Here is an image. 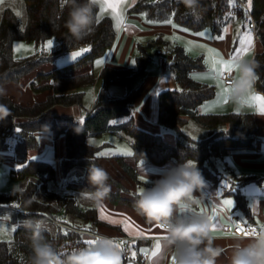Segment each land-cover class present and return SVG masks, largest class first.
<instances>
[{
  "label": "trees",
  "instance_id": "obj_1",
  "mask_svg": "<svg viewBox=\"0 0 264 264\" xmlns=\"http://www.w3.org/2000/svg\"><path fill=\"white\" fill-rule=\"evenodd\" d=\"M22 1L25 13L23 27L10 7L1 11L0 85L18 81L34 72V80L30 82L33 90H51V94L32 104L19 103L8 95L0 97V103L10 110V115L0 121V150L8 146V138L3 134L4 128H17L19 135L16 138L13 159L22 166L19 169L10 168L9 174L15 179L26 181L21 187L24 189L23 196L12 195V191L0 192V215H6L14 221L43 218L52 222V218L66 217L72 228L54 223L52 231L49 229L44 232L45 239L61 252H66L72 247L89 246L85 243L88 241L87 233H98V227L104 225L98 217L97 208L82 205L78 198L69 192L67 195L55 192L49 188V182H54L58 173L66 177L72 170L80 169L83 171L82 177L67 181L65 186L69 191L91 194L95 188L87 180L90 162L109 173L107 183L113 188L107 199L111 203L133 207L135 199V194L130 195L129 190L100 163L104 156L97 154L108 143L94 145L88 141L90 137H98L105 132L127 136L132 155L112 157L121 170L136 183H139L138 174L128 159L133 163L146 161L157 165H162L168 160L176 163L193 160L204 178L215 185L219 180L214 167L215 158L223 157L229 152H244L255 146L259 127L255 124L252 113L198 112V106L215 95L214 86L191 76V71L204 67L202 57L190 56L177 43L172 46L167 44V50L172 54L170 69L176 88L158 93L156 120L164 128L176 132V141L171 144L160 134L137 127L132 119L134 103L141 94L142 78L149 60L147 49L153 47L152 43L140 45L134 66L104 65L96 76L93 64L105 55L114 39L111 19L108 16L100 17L99 23H95L89 35L75 41L64 26L68 9L62 5V0ZM243 3H248V0H199V7L193 12L187 10L181 0H136L129 11L143 13L148 19L155 21L172 19L192 31L210 28L213 33L218 34L230 20L231 12L244 19L246 14ZM249 9L260 43L252 56L259 62L255 86L264 93V0H251ZM94 12L97 20L96 7ZM54 38L60 40V46L64 49L86 47L89 50L75 60L48 71H44L42 65L53 57L55 50L47 54L41 49L22 58H15L12 54L13 42L17 39L32 41L36 46H40L46 40ZM96 79L100 85L90 110L85 113L82 126L73 122L70 115L63 116L50 111L48 117H45L54 105L81 106L83 88L93 85ZM111 83L123 85L125 93L111 94L108 90ZM120 117L122 121L113 123V120ZM189 120L206 129L205 137L195 139L183 131ZM38 131H49L54 138L63 137L64 148L58 164L59 171L48 161L28 158V151L38 147L35 136ZM246 181L242 179L239 184L242 185ZM40 192L46 195L45 199L41 198ZM227 193L235 198L234 208L246 213L248 205L243 193L238 188L230 189ZM12 201L20 204V211L9 207ZM30 237L31 233L23 225H19L10 240L0 239V264H30ZM146 244V240L135 242L137 255L140 256L139 249Z\"/></svg>",
  "mask_w": 264,
  "mask_h": 264
},
{
  "label": "crops",
  "instance_id": "obj_2",
  "mask_svg": "<svg viewBox=\"0 0 264 264\" xmlns=\"http://www.w3.org/2000/svg\"><path fill=\"white\" fill-rule=\"evenodd\" d=\"M135 2L136 0H122L120 11L123 16V21L119 29L115 26L116 20L113 18L110 9L100 16H108L111 19L114 39L105 55L95 60L93 64V72L97 76L104 65L115 67L134 66L132 62H135L136 56L139 55L140 45L152 43L154 51L149 52L151 56L149 58L151 59L148 60L151 62L152 67H150L149 70L148 67H146L147 69L144 71L145 78L144 81H142L141 94L135 100L132 119L137 127L157 134L161 130L159 123L156 120L158 93L166 89L176 88V83L170 69L172 54L171 52L169 54H157L156 50L159 47L162 48L165 46V49H167L168 45L172 46L174 43H180L179 45L184 48L182 44H188L195 49H215L216 52L220 54L219 57L216 56L215 53L210 54L212 57L218 59L222 57L227 60L236 56L237 60L241 57L251 59L253 54L259 48L260 43L258 37H255L251 28L250 30L248 28L246 30L244 24L243 27H239L235 22L229 21L218 34L213 33L210 28H204L200 31H192L178 25L172 19H166L172 21L171 24H167L165 23L166 20H150L143 13L130 12L129 8ZM95 7L96 15H98L99 6L95 5ZM225 28L228 29L227 32H224ZM185 29H187V31H185ZM198 32H205L206 34L201 37L196 35ZM247 32L251 33L252 38L250 51L247 54L237 55L234 50L240 47L239 40ZM221 35L224 36L223 40L216 39V37ZM55 41L59 42L60 40L57 39ZM198 45H203L204 47H199ZM65 50L68 49L62 48V51L59 53L65 52ZM199 56L203 59L202 55L195 57ZM98 61H100V63H97ZM202 69H204V67ZM229 74L233 79L239 75L236 69ZM33 76L34 72L23 76L18 81L1 84L0 87H3L6 90V95L10 96L12 99L21 103H32L33 101H36L34 99L31 100L32 94L29 88L31 81L30 78H33ZM203 77L206 79L208 78V76ZM197 80L199 79L197 78ZM211 80V82L216 84L217 91L215 90V95L212 98L205 100L198 106L199 113H222L231 111L252 113L254 122L259 127L257 142L252 149L244 152H229L223 157H217L214 159V167L219 177L218 183L214 185V183L205 179L207 184L204 188L202 202L193 208L194 212H207L209 216H214L212 221L217 224V232L212 234L215 237V243L224 249V252L218 258L217 264H229L233 237L236 236L224 233L222 225L231 222L233 215H238L251 224L264 225V112L261 111L260 103L253 99L254 96L264 97V93L258 90L254 83L251 90L239 100H232L228 95L226 102H217V94L220 92L221 86L212 78ZM199 81L209 85V82L207 83L205 79ZM98 83L99 80L96 79L94 83L95 86L92 88L94 95L87 107L82 105H54L51 108V111L63 116L70 115L72 116V120L78 123L77 118L81 116V112L85 111L86 113L90 110L98 89ZM111 85L112 83L109 84L108 89H110ZM212 86L215 87V85ZM225 86H227V84H225ZM40 95L41 94H39L37 100H42V97L45 94L43 96ZM23 97L27 98L24 99ZM190 121L192 120H189L185 126L189 125ZM187 134L191 136L189 133ZM61 138L62 146L64 148L63 137ZM172 138L174 139L173 136ZM104 157L101 159L102 165L106 169H109L112 174L119 177V180L121 179V183L128 188L130 193H127L130 195L135 194L140 187L151 186L150 182L160 178L166 168L178 164L173 160H168L162 165H157L146 161L133 163L128 159L127 161L135 166L139 179L138 184L132 181L133 185H130V183L127 182V178L108 162V160L112 161V159ZM216 159H218V161H216ZM141 177H144V179L142 180ZM242 179L247 181L240 185L239 182ZM148 180L149 184L146 185L145 182ZM236 188H238L245 196L248 205L246 213L234 208L235 198L232 194L227 193L230 189L235 190ZM196 195L197 198H201L200 193H197ZM231 198L233 199V203L230 207L223 205L224 199L231 200ZM102 207L106 209L105 215L108 219L100 218V209ZM96 208L98 217L103 221L104 225L98 227V233H87L89 237L94 235H104L112 238L116 242L125 241V246L130 248L131 254L132 252H136L134 247L135 243H133V241L146 240L147 244L143 249H147L148 251L147 253L141 252L140 256L137 255L136 252L135 257L132 256L130 258L134 260V264H169L172 261L174 262L173 256L169 254L168 250L163 248L162 244L160 253H158L156 257H151L156 240L160 239V242L162 241L164 230L155 223H148L143 216L137 214L133 207L123 204H113L106 198L103 203L99 204ZM213 208L217 209L215 213L212 212ZM125 217L130 219L127 231L124 230V225L120 223ZM112 220L117 221V223H112ZM138 232H142L143 234L137 235ZM128 260H123L122 258V264H129Z\"/></svg>",
  "mask_w": 264,
  "mask_h": 264
},
{
  "label": "clouds",
  "instance_id": "obj_3",
  "mask_svg": "<svg viewBox=\"0 0 264 264\" xmlns=\"http://www.w3.org/2000/svg\"><path fill=\"white\" fill-rule=\"evenodd\" d=\"M181 2L189 11L194 12L199 7V0ZM62 5L68 9L64 26L71 38L84 39L96 23L94 0H62ZM235 63L239 75L229 81L228 95L232 100H239L257 80L259 62L241 57ZM5 95L6 90L0 87V97ZM9 115L8 107L0 103V121ZM87 180L95 188L90 199L96 204L103 203L111 191L107 183L109 173L89 162ZM150 183L151 186L136 191L133 207L148 223L162 226L161 244L175 257L174 264H217L224 249L215 243L213 221L207 212L193 211L194 206L201 204L207 184L196 161L184 160L168 167L160 178ZM145 184L148 185L149 180ZM23 193L24 189L13 186L12 195L23 196ZM197 193L201 198H197ZM22 224L31 233L30 264H122L124 251L110 237L94 235L91 246L61 252L45 239L44 232L49 230L46 219H26ZM229 264H264V229L233 237Z\"/></svg>",
  "mask_w": 264,
  "mask_h": 264
},
{
  "label": "rangeland",
  "instance_id": "obj_4",
  "mask_svg": "<svg viewBox=\"0 0 264 264\" xmlns=\"http://www.w3.org/2000/svg\"><path fill=\"white\" fill-rule=\"evenodd\" d=\"M245 4L248 5V3H245ZM5 7H10L13 10V12L15 13V15L17 16V18L20 21V26L23 27L24 22H25V13H24L23 1L22 0H0V16H1L2 9ZM18 13H19V15H18ZM229 21L235 22L239 27H243V24H244L245 25L244 28L246 30H247V28L250 30V27L243 21V19L236 16L233 12L230 13V20ZM226 24L224 25V27L226 26ZM57 39L58 38L49 39V40L53 41V46L50 49L45 48V45L47 44V42L49 40H46L40 46H36V44L32 41H24V40L17 39L13 42L12 54L15 58H22V57L32 55L35 52H39V50H41V49H42V51L44 50V52L47 54H51L52 53L51 51L55 50L56 53L53 52L54 53L53 57L50 60L46 61L44 63V65L42 66V69L44 71H48L54 67H58V66L64 65L66 63H69V62L75 60L79 56L76 57L75 59H72L71 58L72 53L80 51L83 48H86V47H77V48L68 49V50H65V52L59 53L60 51H62V47L60 46V41L59 42L55 41ZM20 45H22L23 47L19 48V50H17L18 46H20ZM182 45L184 46L186 52L190 56H193V57L198 56V55L203 56L204 69L191 71V76L196 80L198 77L202 76L203 74H205L203 76H207V73L209 72L210 65L206 64L205 60L215 61L218 58L212 57L210 52L206 48L195 49L188 44H182ZM58 48H60L59 51L57 50ZM159 48H161V47H159ZM162 48H163V50H167V49H165V46H163ZM147 51H148L149 57H151L149 52L154 51L153 47L148 48ZM83 53L84 52H81V54H83ZM169 53L170 52L168 51L165 54H169ZM149 59H151V58H149ZM132 63H133V65H135L134 61ZM147 63L149 65V66L147 65L148 70H149L150 67H152L151 62L148 61ZM144 78H145V76H143L142 81H144ZM198 79L199 80L205 79V81L207 83L209 82V85H215L214 88L217 91V86H216V84H214V82H211L212 81L211 77H208L207 79L206 78H204V79L198 78ZM30 80L32 81V80H34V78L31 77ZM97 85H98L97 87H99L100 82ZM27 86H28V84H27ZM29 86H30L29 88L31 90L30 92L32 94L31 100L34 99V100L38 101L37 98L39 97V94H41L40 96H43L45 94L42 97V100H44V98H46L47 95L51 94V90H47V91H43V92L39 93L38 91L33 90V88L31 87V83ZM93 86H95V84L94 85H87L83 88L84 96L82 98V106H84V107H87L88 104L90 103V101L92 100V96L94 95L93 89H92ZM108 90L113 95H122L125 93V87L123 85H120V84H112L110 89H108ZM23 98L26 99L27 97H23ZM14 101H16V100H14ZM17 102H19V101H17ZM19 103H21V102H19ZM32 103L31 102L30 103H28V102L23 103L22 102V104H32ZM50 111H51V109H49L48 113L45 114L46 116L44 115L46 118L48 117V114ZM84 116H85V111H82L81 116H79L77 118L78 119V123H77L78 126H82ZM113 121H115V122L119 121L120 122V121H122V117L117 118ZM159 127L161 130L157 134H160L162 136V138L165 141H167L168 143H171V144L175 143L176 132L173 129L164 128L160 124H159ZM183 131H185L186 133H189L195 139L203 138L206 135V129L202 125L196 123L195 121H190L189 125L183 127ZM3 134L8 138L7 148L4 150H0V156L2 157L0 159V192L4 193V192L12 191L14 185H16L18 188H21L25 184L26 181L15 179V178L11 177V175L9 174L10 168L19 169L22 166L21 164L17 163L13 159V157L15 155V143L17 141L16 138L19 135V130L17 128H15L14 126L11 127L10 129L4 128ZM35 136H36V139L38 141V147L28 151V155H27L28 158L29 159H39V160L48 161L51 163V165H53L55 167V169L57 171H59L58 170L59 160L63 156L62 155L63 154V146H62L61 136L54 138L52 133L49 131H38L35 133ZM172 136L174 137V139L172 138ZM88 141L94 145H104V144L108 143L107 145H104L103 148L101 149V152L109 153V155H106L104 158H111L112 161L108 160V162L111 163V165L114 168H117L118 171L121 172V174L127 178V182L130 183V185H133L132 181H134V180L131 177H129L127 174H125L121 170L118 163L116 161H113L114 158L111 157L113 155H126L125 154L126 151L132 152L130 142H129V138L127 136L122 135V134L118 135V134H115L112 132H105L98 137H90L88 139ZM216 161H218V159H216ZM100 163L102 164V162H100ZM104 163H106V162H104ZM107 170L109 171V169H107ZM110 174H112V173L110 172ZM82 175H83V171L80 169L72 170L66 177H62L58 173L56 180L54 182L53 181L49 182V188L54 190L55 192L61 193L62 195L63 194L67 195L69 192L71 195H74L76 198H78V200L80 201V203L82 205H88V206L90 205V206L98 207L99 204H96L95 202H93L90 199V194L78 192V191H69L67 189V187L65 186V183L67 181L77 180V179L81 178ZM112 175L115 176L117 179L119 178L114 174H112ZM121 184L123 185V183H121ZM136 184H138V183H136ZM110 187L113 188L111 185H110ZM124 192L125 191H123V193ZM39 195L41 196V198H44V199L46 198V195L41 193V192L39 193ZM231 200H233V199L231 198ZM23 221H24L23 219L14 221V220H11L6 215H0V239L10 240L12 237L13 231L19 225H23L22 224ZM47 222H48L49 229L52 231L55 227L54 222L52 221L53 222L52 223L49 220H47ZM92 238H93V236H90V237L87 236V240H91ZM129 250H130V248H129ZM128 262H129V264H134L133 259L128 260Z\"/></svg>",
  "mask_w": 264,
  "mask_h": 264
},
{
  "label": "snow or ice",
  "instance_id": "obj_5",
  "mask_svg": "<svg viewBox=\"0 0 264 264\" xmlns=\"http://www.w3.org/2000/svg\"><path fill=\"white\" fill-rule=\"evenodd\" d=\"M94 3H95V5L99 6V14L97 15L96 22L99 23L100 16H102L105 11L110 9L113 18L116 20L115 26L117 29H119L120 25L123 21V16H122L121 11H120V5L122 3V0H94ZM248 4L250 7L251 6V0H248ZM18 15H19V13H18ZM165 23L171 24L172 21L166 20ZM185 31H187V29H185ZM227 31H228V29L225 28L224 32H227ZM205 34H206L205 32L196 33L197 36H201V37L205 36ZM216 39L223 40L224 36L223 35L218 36V37H216ZM239 44H240V47L234 50L237 53V55L247 54L250 51V47L252 45L251 33L250 32L245 33L240 38ZM52 46H53V41L49 40L47 42V44L45 45V48L50 49ZM198 46L204 47L203 45H198ZM22 47H23L22 45L18 46L17 50H19V48H22ZM88 50H89L88 48H83L80 51L74 52V53H72L71 58L75 59L76 57L81 55V52H87ZM208 51L210 53H215V55L218 57L220 55L218 52H216L215 49H208ZM236 58L237 57L234 56V57L227 59V60L223 59L222 57L215 60V61L205 60V63L210 65L209 72L207 73V76L211 77L218 85L221 86V90L217 94L218 95V101L217 102H222V101L226 102V100H227L228 93L230 92V85L228 84L227 86H225L224 76H225V73H232L233 70L236 69V67H237V65L235 63ZM97 63H100V61H98ZM198 78L203 79L204 77H198ZM253 99L260 103L261 111L264 112V97L254 96ZM113 123H116V122L113 121ZM125 154L126 155H132V153L130 151H126ZM97 155L106 156V155H109V153L99 152ZM141 179L143 180L144 177H141ZM232 203H233V201L230 199H224L223 200V205L230 207L232 205ZM216 211H217L216 208L212 209L213 213H215ZM100 213H101V216H100L101 219H108V217L105 215V213H106L105 208L102 207L100 209ZM210 219L213 220L214 216H210ZM111 222L117 223V221H115V220H112ZM120 223L124 225V230L127 231L129 224H130V219L125 217L123 221H120ZM87 227L90 228L91 226H87ZM159 227L162 228V226H159ZM232 227H234L238 232L242 233L245 236H247L249 234V232H246L244 230V228H242L240 225H232ZM260 227L264 228V225H261ZM212 232L214 234L217 232V224L216 223L212 224ZM252 232H255V230H252ZM142 234H143L142 232L137 233V235H142ZM85 243L91 246L94 243V241L88 240V241H85ZM116 243H117V246L120 247L122 251H124V252L127 251V248L125 247V245H126L125 241H119ZM133 243H135V241H133ZM139 251L147 253L148 250L141 248V249H139ZM160 251H161V242H160V239H157L155 246H154V250L151 253V257H156L158 255V253H160ZM131 255L133 257H135L136 252H132ZM173 260H175V257H173Z\"/></svg>",
  "mask_w": 264,
  "mask_h": 264
},
{
  "label": "built area",
  "instance_id": "obj_6",
  "mask_svg": "<svg viewBox=\"0 0 264 264\" xmlns=\"http://www.w3.org/2000/svg\"><path fill=\"white\" fill-rule=\"evenodd\" d=\"M154 1H159V0H154ZM242 5L244 7L245 14H246L243 20L251 28V30L254 32L255 37H257L256 32H255V22H254L253 18L251 17L249 6L244 4V3ZM166 52H168V50H163V48H158L156 50L157 54H163V53H166ZM232 79L233 78H232V76L229 73H225V76H224L225 84L228 85L229 81H231ZM263 185H264V180H263ZM9 207L11 209L15 210V211H20L21 210L20 204L18 202H16V201H12ZM52 220H53L54 223H56V224H58L60 226H63L65 228H69V229L72 228L69 225L68 220H67L66 217L58 216V217L52 218ZM232 225H240L242 228H244V230L246 232H250L252 230L258 231L260 229H263L262 227H260L262 224H251L250 222L245 221L240 216L233 215L231 222L225 223V224L222 225L223 232L226 233V234H230L232 236H241V235H243L242 233L238 232L234 227H232ZM125 247L127 248V251L124 252L123 260H128V259H130L132 257V255H131V252H130L128 246H125ZM169 264H174V262L172 261Z\"/></svg>",
  "mask_w": 264,
  "mask_h": 264
}]
</instances>
